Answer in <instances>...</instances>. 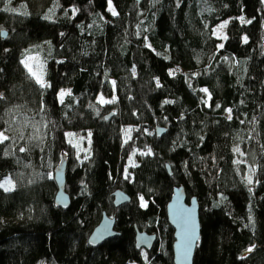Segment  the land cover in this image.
<instances>
[{
    "label": "trees",
    "instance_id": "obj_1",
    "mask_svg": "<svg viewBox=\"0 0 264 264\" xmlns=\"http://www.w3.org/2000/svg\"><path fill=\"white\" fill-rule=\"evenodd\" d=\"M112 5L116 16L108 0H0V180L14 183L0 188V264H173L174 186L197 200L192 264H264V3ZM226 19L220 41L213 29ZM28 54L40 55L48 87L21 63ZM61 156L65 209L53 201ZM115 189L130 202L114 207ZM102 212L118 236L91 247ZM134 229L155 235L149 251L134 248Z\"/></svg>",
    "mask_w": 264,
    "mask_h": 264
},
{
    "label": "water",
    "instance_id": "obj_2",
    "mask_svg": "<svg viewBox=\"0 0 264 264\" xmlns=\"http://www.w3.org/2000/svg\"><path fill=\"white\" fill-rule=\"evenodd\" d=\"M139 1L136 0V2ZM0 36L4 38L5 32L1 31ZM164 133V128H155V135L157 137L162 136ZM165 168L167 173L170 174L167 165ZM64 170L65 160L61 156L59 164L53 171V180L56 186L53 201L55 206L61 209L67 208L70 202L68 194L64 191ZM111 196L114 207L128 204L131 200L127 194L119 189H115L111 193ZM165 214L167 223L173 230L172 263L192 264L193 253L199 240L198 205L196 198L190 197L186 200L183 187L174 186L165 207ZM114 222L115 219L113 217H109L102 212L100 220L87 237V245L96 247L106 240L118 236L114 228ZM154 242V234H148L134 229V248L136 250L149 251Z\"/></svg>",
    "mask_w": 264,
    "mask_h": 264
},
{
    "label": "snow or ice",
    "instance_id": "obj_3",
    "mask_svg": "<svg viewBox=\"0 0 264 264\" xmlns=\"http://www.w3.org/2000/svg\"><path fill=\"white\" fill-rule=\"evenodd\" d=\"M10 2V0H9ZM262 3H264V0H261ZM179 6V4L177 5ZM108 10L111 12V14L113 16H116L118 15V13L116 12L115 8L113 7L112 5V0H108ZM72 11V14L75 15L76 12L78 11V9L76 8H72L71 9ZM45 19H50V17L46 16ZM241 23H251V20H245L243 16L239 17L238 18ZM228 24V21H224L222 22L218 27L220 29H223L224 27H226ZM224 39H226V37H224ZM244 42L246 43L247 42V37H244ZM145 40H147V37H145ZM147 47H150V45H146ZM218 47H223V45H219ZM21 63H24L25 64V67L27 68L28 65L25 63V61H21ZM29 71L31 72V68H29ZM133 74H135V68H133ZM33 75H35V73H33ZM169 75L172 76V75H175V70H169ZM195 75V74H194ZM36 82L40 85L41 88H45V87H48L47 83L45 81H43L42 78H39L37 77L36 79ZM113 83V86H115V81L112 82ZM191 86V85H189ZM157 87H160V83H159V80H157ZM201 92H204V93H208V90L207 89H200ZM66 94H70V90L68 92H65V90H61L60 93H59V98H60V101L61 103H63V97L66 95ZM209 99H211L210 95H209ZM98 101L100 103H115L116 102V97L113 96V98L111 100H105L104 97L101 95L100 97H98ZM205 105H208V100H204L202 101ZM165 103H172V101H165ZM217 108L220 107L219 104L216 105ZM225 112L228 113V116L227 118L230 120L232 119V116H231V112H232V109L229 108V109H225ZM105 119H107V117H105ZM125 134L127 136V134H129L132 129H125ZM91 135V133H89V136ZM130 138V137H128ZM8 137L6 135H4V133L0 132V143H2L4 140H7ZM90 142V141H89ZM125 143H127V139H125ZM25 149L24 148H21L20 151H24ZM234 152H237L239 153L240 152V149L239 147H236L233 149ZM136 153L135 151L132 153V156H134ZM142 155H150L151 154V150L149 149L148 152L146 153H141ZM241 155H243V153H240ZM132 156L129 157V164L131 166H135L133 160H132ZM87 157H85L86 159ZM239 163V161L237 162ZM125 173H126V176L125 178L127 179L128 176H127V168L125 169ZM254 174V170H250L249 172V175L246 177L247 179V183L248 184H252L253 183V180H252V175ZM0 187L4 188L5 191H11L12 190V187H14V185H12V182L10 179H5L2 183H0ZM251 190V189H250ZM140 201H141V207H145L146 206V202L144 201V197L141 196L140 197ZM254 247V246H253ZM247 251L251 252L252 251V248H249Z\"/></svg>",
    "mask_w": 264,
    "mask_h": 264
},
{
    "label": "rangeland",
    "instance_id": "obj_4",
    "mask_svg": "<svg viewBox=\"0 0 264 264\" xmlns=\"http://www.w3.org/2000/svg\"><path fill=\"white\" fill-rule=\"evenodd\" d=\"M224 21H228V19L220 21V22L214 27V29H213V34H214V36L217 37L218 39H220V41H222L223 38H224V35H225V27H224L223 29H220L218 26H219L222 22H224ZM22 61H25V63L28 65V67L26 68V67H25V64L22 63L23 66H24L28 71H29V68H31L32 71H31V72L29 71V73L32 75V77H33L35 80L37 79V77H39V78H42L43 81H44V63H43V61L41 60L39 54H28V55H26V56L23 58ZM33 73H35V75H33ZM60 91H61V90H60ZM60 91H59L58 94H57V98H58V101H59V102H60V98H59V93H60ZM65 92H68V90H65ZM98 97H100V95L97 96V101H98ZM104 99H105V100H109V99H106V98H104ZM98 102H99V101H98ZM99 103H100V102H99ZM101 104H103V103H101ZM2 133H3V132H2ZM4 135H5V134H4ZM83 139H84L83 136H80V137H79V140L76 141L77 146H79V147L81 148V150H84V148H85V142H84ZM5 179H10V178H9V177H5V178H3V179L0 180V183H2ZM10 180H11V179H10ZM11 182H12V185H14V183H13L12 180H11ZM0 188L4 190V188H2V187H0ZM12 188H13V187H12Z\"/></svg>",
    "mask_w": 264,
    "mask_h": 264
}]
</instances>
